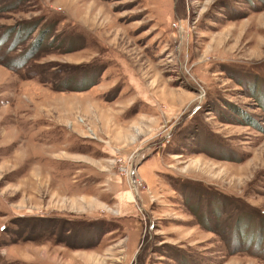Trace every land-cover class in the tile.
Segmentation results:
<instances>
[{
	"label": "rangeland",
	"instance_id": "374dc122",
	"mask_svg": "<svg viewBox=\"0 0 264 264\" xmlns=\"http://www.w3.org/2000/svg\"><path fill=\"white\" fill-rule=\"evenodd\" d=\"M0 264H264V0H0Z\"/></svg>",
	"mask_w": 264,
	"mask_h": 264
}]
</instances>
